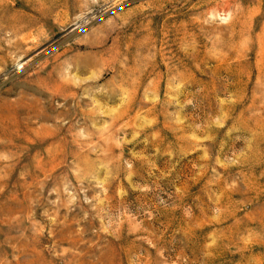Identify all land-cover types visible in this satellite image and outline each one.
<instances>
[{"label": "rangeland", "instance_id": "374dc122", "mask_svg": "<svg viewBox=\"0 0 264 264\" xmlns=\"http://www.w3.org/2000/svg\"><path fill=\"white\" fill-rule=\"evenodd\" d=\"M0 264H264V0H0Z\"/></svg>", "mask_w": 264, "mask_h": 264}]
</instances>
